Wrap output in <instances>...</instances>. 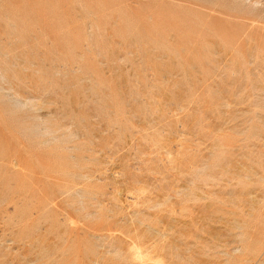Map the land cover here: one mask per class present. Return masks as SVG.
<instances>
[{
	"label": "rangeland",
	"instance_id": "1",
	"mask_svg": "<svg viewBox=\"0 0 264 264\" xmlns=\"http://www.w3.org/2000/svg\"><path fill=\"white\" fill-rule=\"evenodd\" d=\"M0 264H264V0H0Z\"/></svg>",
	"mask_w": 264,
	"mask_h": 264
}]
</instances>
